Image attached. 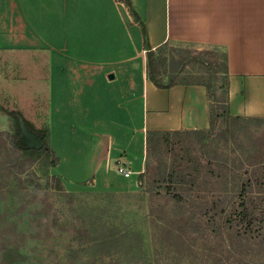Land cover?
Wrapping results in <instances>:
<instances>
[{
  "label": "crops",
  "instance_id": "0c3cea01",
  "mask_svg": "<svg viewBox=\"0 0 264 264\" xmlns=\"http://www.w3.org/2000/svg\"><path fill=\"white\" fill-rule=\"evenodd\" d=\"M133 4L151 48L221 49L230 114L264 118V0ZM5 53L36 57L29 70L42 86L50 146L59 158L51 173L70 192L134 193L148 131L209 127L203 86L160 89L147 79L141 30L117 0H0ZM118 165L130 177L119 174Z\"/></svg>",
  "mask_w": 264,
  "mask_h": 264
},
{
  "label": "trees",
  "instance_id": "16d2710c",
  "mask_svg": "<svg viewBox=\"0 0 264 264\" xmlns=\"http://www.w3.org/2000/svg\"><path fill=\"white\" fill-rule=\"evenodd\" d=\"M117 1L124 4L132 21L141 30L147 79L160 89H168L175 85H201L206 90L208 100L209 127L207 129L146 133L144 165L146 172L143 171L139 175V192L136 195L141 198V195L153 190L145 188L143 181L145 173L149 170L154 139L169 143L172 138L186 134L198 136L203 142L218 124L226 125L225 129L231 132V128L240 122H262L264 118L239 117L230 114L226 54H221L222 62L218 68L203 58L215 53L211 50L178 48L170 46L169 43L151 48L148 44L145 24L136 12L133 0ZM176 56L178 60L175 61ZM168 57H171L172 63L167 66ZM191 64H200L203 68V76L182 77ZM218 72L222 74L220 85L217 84ZM8 116L11 120L12 132L8 134L0 132V149L5 150L8 138L12 154L15 155V165L21 157L31 161L49 158L47 167L50 169L56 167L58 158L50 147L49 128L34 127L16 110H10ZM20 119L26 129L40 139L42 146L39 149L21 144ZM10 171L12 170L9 168V173H12ZM14 172L16 173V189L14 191L0 189V264H62L63 261L74 263L85 256L88 257V264H190L182 254L186 243L191 241L193 235L198 234L213 238L231 234L240 245L248 247L251 250H249L250 253L264 255V206H252L253 202L248 195L250 183H237L229 189L226 185L225 194L213 196L211 199L197 197L191 195L197 189V177L171 168L160 175L161 185H157L158 196H163L165 205L168 206L162 216H156L153 210L149 207L146 209V206H137L135 210H130L131 207L127 206L126 211L119 218L116 213L122 207L113 202L114 197L132 193L67 192L61 180L55 175L49 176L48 173L47 177L55 184L53 189L67 199L68 208L72 214L57 230L69 233L68 236L73 235L69 245L63 246L62 251H56L55 258L52 259L49 254L43 255V245L45 246L46 243L38 242L32 246L30 242H26V232L21 226V221H26L22 210L27 207L28 203L24 200L29 195V191L21 178L23 170ZM89 196L93 199H89ZM15 198H18L19 202H15ZM33 201L29 204L31 205ZM38 207L41 206L37 204L36 211L30 212L32 219L29 224L36 235L43 231L46 240H53L54 231H56L53 229H56L58 220L56 215L51 213V203L44 204L41 211ZM74 235L77 236L74 237ZM75 238H77L76 243ZM212 264L215 263L212 262Z\"/></svg>",
  "mask_w": 264,
  "mask_h": 264
},
{
  "label": "rangeland",
  "instance_id": "374dc122",
  "mask_svg": "<svg viewBox=\"0 0 264 264\" xmlns=\"http://www.w3.org/2000/svg\"><path fill=\"white\" fill-rule=\"evenodd\" d=\"M169 44L178 48L189 47L195 50H207V48H197V46L191 45ZM211 51L215 53L213 55H206L203 58L219 68L223 52L218 48ZM5 54H0V132L4 134L12 132L11 120L8 116L10 110L19 111L24 119L34 127L44 129L47 124L42 86L34 85L35 78H32L34 72L29 70L30 65L36 57L25 55L20 57L23 59L20 60L14 57V55L11 57L9 53ZM170 59L171 57H168L166 60L167 66L172 63ZM176 60H178L177 56L175 57ZM22 62L24 63L23 65L19 64ZM189 76H203L202 66L200 64L189 65L182 77ZM217 77V84L220 85L222 74L218 72ZM33 91L37 92V96L28 95V92ZM220 92L219 90V96ZM225 126L218 124L212 130L210 136L203 142H201L198 136L186 134L172 138L169 143L160 139H154L151 146L153 151L150 157L149 170L145 173L146 176L143 181L145 188L153 190L152 192L144 193L141 195V198L136 196L139 191L131 195L120 194L115 196L113 202L118 203L117 205L122 207L116 213L117 218L126 211L127 206L131 207L130 210L137 209V206H146V209L148 207L151 208L156 216H162L164 210L168 209V206L165 205L163 196H158L157 185H161L160 175L168 172L171 168L191 173L192 176L197 177V189L191 193L192 196L211 199L213 196L225 194L226 185L229 189L232 186H236L237 183L248 182L250 183L248 195L253 202L252 206L260 205V207H263L264 121L240 122L231 128V132L227 131ZM30 135L33 137V141L38 140V136L31 133ZM30 140L28 134L23 132L21 144L26 146ZM10 145L7 138L5 150L0 149V189L14 191L17 185L16 173L14 171L23 170L21 178L24 180V185L29 191V195L24 200L28 203L27 207L25 210H22L23 218L25 216L26 221H21V226L25 228L26 232V242H30L32 246H35L38 242L46 243L47 246L43 245V255L49 254L50 258L53 259L55 258V252L62 251V247L69 245L71 238H73V235L68 236L69 233L57 230L66 218L72 216L68 208L67 199L59 191L53 189L55 185L54 181L47 177L48 173L50 174L49 176L53 175L51 173L52 169L47 167L49 158L31 161L28 158L21 157L15 165V155L12 154L13 151ZM63 153L67 154L68 152ZM55 155L58 158L56 152ZM9 168L12 170L10 171L12 173H9ZM143 171L146 172L145 169ZM90 182L91 180L85 183ZM65 190L70 192L66 188ZM76 193L84 194L91 192L81 190ZM89 197V199H93L92 196ZM14 201L19 202L18 198H15ZM31 201L33 203L30 205ZM36 203L38 206H41L38 207L39 211L43 210L44 204L51 203V213L55 214L58 220L55 225L56 229H53L56 230L54 231L53 240H46L43 231L39 235H36L34 229L29 224L32 219L30 212L36 211ZM76 240L77 238H75V243ZM252 247L255 248L254 246ZM249 250L248 247L240 245L231 234H224L217 238L198 234L193 235L191 241L186 243L182 256L190 264H212V262L215 264H264V255L250 253ZM88 262V257L85 256L74 263L63 261L62 264H88Z\"/></svg>",
  "mask_w": 264,
  "mask_h": 264
},
{
  "label": "water",
  "instance_id": "95a60500",
  "mask_svg": "<svg viewBox=\"0 0 264 264\" xmlns=\"http://www.w3.org/2000/svg\"><path fill=\"white\" fill-rule=\"evenodd\" d=\"M109 78H112V75L109 76ZM19 124H20L21 132L22 133L26 132L28 134V136L30 137V139H31L29 142H27L26 147H29V148L30 147H34L35 149H39L42 146V143L40 142V139L38 138V140L33 141L34 139L30 135L31 132L29 133V131L26 129V127H25V125H24V123H23V121L21 119L19 120Z\"/></svg>",
  "mask_w": 264,
  "mask_h": 264
},
{
  "label": "built area",
  "instance_id": "2783aa9c",
  "mask_svg": "<svg viewBox=\"0 0 264 264\" xmlns=\"http://www.w3.org/2000/svg\"><path fill=\"white\" fill-rule=\"evenodd\" d=\"M116 171L121 174L123 177L128 178L132 174L131 171L127 170L121 165L116 166Z\"/></svg>",
  "mask_w": 264,
  "mask_h": 264
}]
</instances>
